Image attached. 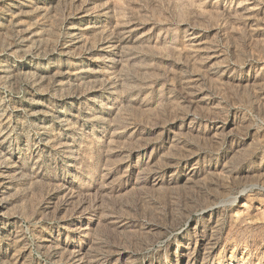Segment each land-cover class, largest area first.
Segmentation results:
<instances>
[{
  "label": "rangeland",
  "instance_id": "374dc122",
  "mask_svg": "<svg viewBox=\"0 0 264 264\" xmlns=\"http://www.w3.org/2000/svg\"><path fill=\"white\" fill-rule=\"evenodd\" d=\"M0 264H264V0H0Z\"/></svg>",
  "mask_w": 264,
  "mask_h": 264
}]
</instances>
